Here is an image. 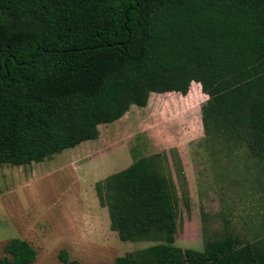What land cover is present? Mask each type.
Instances as JSON below:
<instances>
[{
	"label": "trees",
	"instance_id": "obj_1",
	"mask_svg": "<svg viewBox=\"0 0 264 264\" xmlns=\"http://www.w3.org/2000/svg\"><path fill=\"white\" fill-rule=\"evenodd\" d=\"M165 93H188L192 104L207 96V145L247 155L264 193V0H0V165L42 163L95 141L100 125ZM168 161L166 152L141 156L95 184L119 241L151 244L113 264H264V213L252 241L224 230L202 251L175 245L189 199ZM3 253L0 264L36 258L18 238Z\"/></svg>",
	"mask_w": 264,
	"mask_h": 264
},
{
	"label": "rangeland",
	"instance_id": "obj_2",
	"mask_svg": "<svg viewBox=\"0 0 264 264\" xmlns=\"http://www.w3.org/2000/svg\"><path fill=\"white\" fill-rule=\"evenodd\" d=\"M206 100L203 93L193 104L187 95L151 94L146 107L132 106L118 121L100 125L95 141L42 163L0 165V259L16 238L36 251L32 264H61V251L80 264H113L150 246L119 241L94 186L136 158L161 152L169 155L166 170L179 198L186 190L189 199V209L180 201L177 247L202 251L224 230L243 242L255 239L263 228L264 193L256 190L260 174L242 152L229 155L207 145L200 114ZM172 150L182 171L170 157Z\"/></svg>",
	"mask_w": 264,
	"mask_h": 264
},
{
	"label": "crops",
	"instance_id": "obj_3",
	"mask_svg": "<svg viewBox=\"0 0 264 264\" xmlns=\"http://www.w3.org/2000/svg\"><path fill=\"white\" fill-rule=\"evenodd\" d=\"M193 84H196V83H192L191 85H193ZM198 85H199V84H198ZM199 86H200V85H199ZM191 87H192V86H190V89H191ZM190 89H189V90H190ZM195 89H196V91H197V90H198V87H195ZM188 93H189V91H188ZM188 93H187V95H188ZM165 94H169V93H165Z\"/></svg>",
	"mask_w": 264,
	"mask_h": 264
}]
</instances>
